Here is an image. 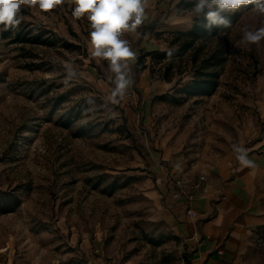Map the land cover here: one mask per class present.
Returning a JSON list of instances; mask_svg holds the SVG:
<instances>
[{"label":"rangeland","instance_id":"1","mask_svg":"<svg viewBox=\"0 0 264 264\" xmlns=\"http://www.w3.org/2000/svg\"><path fill=\"white\" fill-rule=\"evenodd\" d=\"M177 2L147 0L140 35L131 33L136 58L174 48L171 32L190 28L194 10ZM75 6L22 7L18 27L0 26V264H192L168 218V178L237 163L233 145L264 152V41L245 43L242 31L264 16L242 5L229 27L196 42V63L193 49L147 55L139 71L130 61L131 84L113 104V74L91 57L90 24ZM35 33L53 43L26 39ZM213 51L224 57L217 88L186 96L180 88ZM67 64L76 75L65 84ZM261 192L264 203V175ZM242 256L264 264V223Z\"/></svg>","mask_w":264,"mask_h":264},{"label":"crops","instance_id":"2","mask_svg":"<svg viewBox=\"0 0 264 264\" xmlns=\"http://www.w3.org/2000/svg\"><path fill=\"white\" fill-rule=\"evenodd\" d=\"M247 156L252 166L238 160L205 170L189 168L206 178L196 191L193 215L186 214L166 193L171 202L168 218L190 249L192 264H245L242 251L251 229L264 223V152H249ZM217 248L222 249L221 254Z\"/></svg>","mask_w":264,"mask_h":264},{"label":"clouds","instance_id":"3","mask_svg":"<svg viewBox=\"0 0 264 264\" xmlns=\"http://www.w3.org/2000/svg\"><path fill=\"white\" fill-rule=\"evenodd\" d=\"M63 3L64 0H0V26L5 30L18 27L22 22V7L38 6L47 12ZM74 3L73 16L81 18L86 14L90 24L91 57L107 61L109 71L113 74L114 88L107 99L118 104L131 84L129 62L136 59L130 42L123 36L125 33L140 35L137 30L145 21L147 0H74ZM248 4L264 16V0H194V15H202L205 21L203 26L210 31L214 27H229L231 22L225 13ZM242 31L245 43L264 41V25L255 30L245 27ZM173 52V49H168L167 56L171 57ZM65 67L67 76L64 82L67 84L76 72L71 64ZM88 102L92 103L91 100ZM233 150L242 165L252 166L253 162L248 159L245 148L233 145Z\"/></svg>","mask_w":264,"mask_h":264},{"label":"trees","instance_id":"4","mask_svg":"<svg viewBox=\"0 0 264 264\" xmlns=\"http://www.w3.org/2000/svg\"><path fill=\"white\" fill-rule=\"evenodd\" d=\"M177 6L179 11L194 10L193 0H178ZM235 12H226L225 16L231 22L234 17ZM205 23L202 15H194L192 18V24L190 28L186 30H175L171 32V39L169 40V45L174 50L171 57L167 56V50H148L146 52L140 53L135 62L136 71L146 68L145 57L151 55L152 58L164 59L167 58L172 60L175 56H181L185 54L188 50L193 49V58L191 61L196 63L197 61V48L202 49L200 44L196 45L198 40H208L213 38L219 31L224 30L226 27H214L210 31L205 29L203 26ZM17 37L19 33L16 34ZM18 39V38H17ZM32 43H53V40L46 38L41 33L31 34L26 38ZM224 57L222 53H216L215 51L203 54L202 58L199 60L198 64L194 66L193 76L190 81L180 88V91L186 96H197V95H211L218 86L219 72L217 67L221 65ZM171 63V62H170ZM169 65L167 66V70ZM166 81L171 80L169 73L163 76Z\"/></svg>","mask_w":264,"mask_h":264},{"label":"built area","instance_id":"5","mask_svg":"<svg viewBox=\"0 0 264 264\" xmlns=\"http://www.w3.org/2000/svg\"><path fill=\"white\" fill-rule=\"evenodd\" d=\"M123 38L130 42L132 47V34L125 33ZM127 96L129 99L126 101L129 103L132 97V93L128 92ZM205 174L196 170H186L184 172L171 173L168 178L167 194L178 204H180L186 214L193 215V202L195 200L196 191L199 189L201 184L205 181ZM216 252L221 254L222 249L217 248Z\"/></svg>","mask_w":264,"mask_h":264}]
</instances>
